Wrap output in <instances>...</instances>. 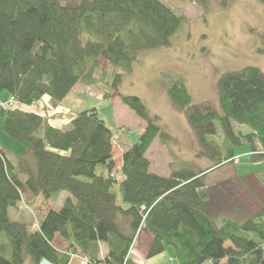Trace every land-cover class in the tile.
I'll use <instances>...</instances> for the list:
<instances>
[{"label": "trees", "instance_id": "16d2710c", "mask_svg": "<svg viewBox=\"0 0 264 264\" xmlns=\"http://www.w3.org/2000/svg\"><path fill=\"white\" fill-rule=\"evenodd\" d=\"M196 1L206 9L212 0ZM183 21L161 0H0V93L5 102L12 98L0 106V118L24 146L17 161L0 146V264H70L72 255L85 264H137L129 254L142 228L152 236L147 257L171 247L178 264H261L264 205L245 219L216 223L203 178L233 162L245 143L253 162L264 159V72L252 65L220 74V112L194 103L181 80L167 84L203 147L198 155L214 161L198 170L173 165L168 176L150 171L146 153L156 137L166 143L170 135L139 96L119 92L138 52L170 44ZM76 84L100 88L106 100L117 95L143 120L120 165L114 132L96 107L73 112L66 128L18 107L43 95L57 105ZM64 192L63 205L49 207L35 224L9 216L23 199L36 203Z\"/></svg>", "mask_w": 264, "mask_h": 264}, {"label": "rangeland", "instance_id": "374dc122", "mask_svg": "<svg viewBox=\"0 0 264 264\" xmlns=\"http://www.w3.org/2000/svg\"><path fill=\"white\" fill-rule=\"evenodd\" d=\"M73 1L79 0H61L63 3ZM161 1L183 14L186 21L171 36L170 44L138 52L132 70L122 75L119 92L139 96L149 114L156 115L160 127L170 135V140L164 139L166 143L156 137L148 154L152 160V170L168 176L173 165L176 169L198 170L213 165L214 161L198 155L203 147L189 127L184 113L172 104L167 95V84L181 80L194 103L207 102L220 112L216 83L220 74L252 65L264 72V6L257 0H212L203 9L196 0ZM100 67L107 68L105 60H101ZM80 86L86 91L88 99L103 98L100 88L84 84ZM43 96L49 98L48 95ZM110 97L111 100L104 103L99 100L93 106L114 132L113 145L117 156L118 146L123 140V149L137 141L142 131L138 125L144 122L121 103L117 95ZM40 99L32 105L39 111L41 107L37 106L43 101ZM0 100H7L5 93H0ZM19 106L27 111L25 107L31 105L20 103ZM242 129L246 130L245 127ZM0 146L10 161H17L24 149L23 145L4 132L2 118ZM249 151L248 143L241 145L236 150L239 157L236 156L233 162L224 161L204 175L203 180L210 190L209 207L216 223L223 217L245 219L264 205V159L253 162L248 156ZM63 194L66 193L45 201L37 198L36 203L23 199L8 209L9 216L35 224L49 207L56 209L63 205L67 197ZM229 244L228 241L226 246ZM164 254L173 257V249L167 247ZM71 258L76 257L72 255ZM24 262L32 264L29 258ZM172 264L178 262L173 259ZM220 264H225V259ZM261 264H264V252Z\"/></svg>", "mask_w": 264, "mask_h": 264}, {"label": "crops", "instance_id": "0c3cea01", "mask_svg": "<svg viewBox=\"0 0 264 264\" xmlns=\"http://www.w3.org/2000/svg\"><path fill=\"white\" fill-rule=\"evenodd\" d=\"M81 88L82 86H80V84L74 85L72 87V91L69 92L62 99V102H60L57 105H53L51 101H49V98L42 96L40 101L43 100L44 102L42 101V103H40V105L37 106V108L41 107L40 109L41 111L36 109V107L32 106L33 104H30L31 105L30 107H25V108L28 109L27 111H34V112L42 113L51 124H54L61 128L63 127L66 128L69 125V121H68L69 117L71 114H73V112L83 111V109L85 108L96 107L95 105L93 106L94 103H97L99 100L101 103H104V101L106 100L103 98H100V99L98 98L96 100L88 99V97L85 94L86 91ZM19 105L18 107H20ZM138 126L142 128V131H143L144 123L142 124L141 122L139 123ZM121 143L119 144L118 149H117L118 151L117 156H115L114 145L112 148L113 159H114V162H116V166L120 165L121 163V154H122V149H123V147L121 148V145L123 146L125 144V141L123 140ZM113 144H114V141H113ZM149 151L150 149H148L146 153V157L151 162L150 171H153L152 170V160H150L148 156ZM136 236L137 237L132 244V250L130 251V254H129V258H131L132 261H135L137 264H172L174 258L170 257L169 254H164V252L155 254L153 257L146 256V253L150 247L149 245L152 240V236L149 234L147 230L142 228ZM101 248H102V251L105 250V248L103 247ZM70 260H71L70 264H85V261L82 260L80 257L71 258ZM74 260H76V262Z\"/></svg>", "mask_w": 264, "mask_h": 264}, {"label": "built area", "instance_id": "2783aa9c", "mask_svg": "<svg viewBox=\"0 0 264 264\" xmlns=\"http://www.w3.org/2000/svg\"><path fill=\"white\" fill-rule=\"evenodd\" d=\"M12 98H10L7 102L3 103L2 101H0V106H5V105H9L12 104ZM41 264H51L49 261H45V260H41Z\"/></svg>", "mask_w": 264, "mask_h": 264}]
</instances>
